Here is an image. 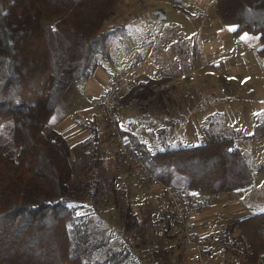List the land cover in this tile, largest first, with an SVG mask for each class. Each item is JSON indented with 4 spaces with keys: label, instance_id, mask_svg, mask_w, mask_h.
<instances>
[{
    "label": "trees",
    "instance_id": "obj_1",
    "mask_svg": "<svg viewBox=\"0 0 264 264\" xmlns=\"http://www.w3.org/2000/svg\"><path fill=\"white\" fill-rule=\"evenodd\" d=\"M119 1L0 0V264H125L127 253L121 256L79 212L84 197L92 205L90 183L74 180L66 139L47 127L66 88L111 62L108 42L117 28L106 30L104 22ZM215 12L234 25V35H257L264 57V0H215ZM158 84L138 82L121 98L141 87L136 98L148 97ZM122 133L152 175L173 189L225 193L254 182L232 137L152 151L129 130ZM119 215L124 232L139 231L130 207ZM235 228L246 263L257 264L264 211L232 220L227 231ZM102 250L105 257L96 258Z\"/></svg>",
    "mask_w": 264,
    "mask_h": 264
},
{
    "label": "crops",
    "instance_id": "obj_2",
    "mask_svg": "<svg viewBox=\"0 0 264 264\" xmlns=\"http://www.w3.org/2000/svg\"><path fill=\"white\" fill-rule=\"evenodd\" d=\"M142 1L144 0H136L134 10L127 8V10L117 12L116 7L114 15L105 21L107 24L104 27L108 30L113 26L130 22L127 19V15L130 14L131 21L136 22L135 52L129 56H112L110 63L99 64L88 77L70 84L47 121L48 128L56 130L66 139L70 155L82 158L91 155L90 161L101 165L107 172L105 174H110L111 177L126 167L120 166L121 162L112 157L114 155L113 145L100 124L95 102L109 79L125 67L136 65L141 68L144 75L138 82L159 81L152 95L136 98V95L140 94L143 89L142 87L139 90L135 88L129 96L120 99L121 104L116 110L122 128L137 135L149 148L151 145H162V143L196 145L195 143H200L203 138L206 139L207 133L212 130L215 131L223 126L231 128L230 124L218 125L217 119L210 118L208 114L210 108L204 104L205 95L213 96L216 92L218 95L220 93L215 88L205 89L210 81L204 79L199 85L190 82L189 77L206 67L211 61L216 65L229 60V55L234 48L217 36L211 37L215 27L202 14L197 26V34H204L201 41H198L201 60L200 55L193 51L187 34L183 35L186 33L185 26L179 23L169 27L158 24L157 20L166 18L164 9L157 7L148 10ZM190 7L194 8V4L192 3ZM176 11L178 12L177 9ZM165 31H167L166 35ZM216 35H219V32ZM233 53L237 54V51ZM189 56L193 61V67L188 65ZM239 58L246 61L245 56L241 54ZM233 69L234 75L243 74L236 66ZM248 83L249 81L240 79L234 83V88L240 91L242 84L248 85ZM218 90L233 91V88L230 84L221 85L219 82ZM217 132L211 134L216 136ZM92 137H95L93 141L90 140ZM130 173L132 174L131 171ZM119 177V174L115 175L117 184L124 182L123 180L120 182ZM134 187L136 188V185ZM248 188L244 193H237L238 190L220 192V197L211 201L205 210L193 220L197 242L203 251L212 255L215 264H247L244 259L243 242L235 239L239 230L235 228L228 232L227 228L232 220L253 214L248 204ZM151 189L155 195L151 196L155 201L157 199L158 214H155L156 210L148 214L140 209L146 200L149 206L152 205L149 201L151 196L143 193L145 196L136 198L133 192H130L129 207L132 213L137 215L140 225L143 223L158 229V226L161 227L168 222L170 226L167 231L158 232L157 237L153 233L156 239L149 238L148 248L136 243V250L140 251L139 255L136 252L138 256L136 264H192V248L183 242L181 234L177 233L176 227L167 217L161 220L159 213L161 212V192L156 187ZM85 217L98 235L103 236L108 233L105 224L110 225L109 212L98 215L92 211ZM112 231L117 233L114 228ZM103 253L104 250L96 255V258L103 259L105 257ZM257 264H264V252L259 255Z\"/></svg>",
    "mask_w": 264,
    "mask_h": 264
},
{
    "label": "rangeland",
    "instance_id": "obj_3",
    "mask_svg": "<svg viewBox=\"0 0 264 264\" xmlns=\"http://www.w3.org/2000/svg\"><path fill=\"white\" fill-rule=\"evenodd\" d=\"M142 2L148 10L156 9L157 7L164 9V16L166 18L160 21L157 20L158 24L169 27L170 25L174 26L176 23H179L185 26L186 33L183 35L187 34V38L193 46L191 48L200 55L201 60L200 44H198V41H201L204 34H197V26L202 14L215 27L213 33H211V37L217 36L221 40H224L230 47L234 48L231 55H229V60L216 65L212 61L209 62L206 67L192 74L189 77V81L200 85L202 80L204 81L206 79L210 82H208L205 89L215 88L220 93L218 95L216 92L213 96H210V94L205 95L204 104L210 108V112H208L210 118L217 119L218 125L230 124L231 128L223 126L207 134L210 136L212 135L211 133L218 131L215 134L218 138L224 136L233 138L235 146L243 153L247 164L253 169L254 173V182L248 188V204L250 210L252 213L264 211V57L257 52L261 47L258 36L246 32H242L237 36L234 35V25L222 22L217 16L214 0H144ZM192 3L194 4V8L190 7ZM116 7L118 8L117 12L119 10H127V8L134 10L136 8V0H120ZM127 19L130 22L113 26L117 29L108 42V51L111 57L129 56L132 52H135L136 22L131 21L132 16L130 14L127 15ZM106 24L104 22V26ZM217 32H219V35H216ZM166 33L167 31L164 34L166 35ZM235 51H237V54L233 53ZM240 54L245 56L246 61L239 58ZM188 65L189 67H193V61L190 56L188 58ZM234 66L239 68L243 74L234 75ZM219 78H221V81H219ZM240 79L249 81V83L248 85L242 84L241 90L239 91L234 88V83ZM219 82L221 85L230 84L233 91H219ZM203 141H205L204 138L200 143ZM178 145L162 143V145H151L150 149L155 151L176 147ZM181 145L189 144L184 143ZM90 156L88 155L87 159L81 156L76 157L75 155H70L74 170V180L76 182L87 181L90 183L88 189H94L92 190V196L89 198L92 205L84 197L79 201L80 205H82L79 212L85 215H89L92 211L98 215L109 212L110 225L105 224V226L108 229L106 235H108L112 247L120 249L121 256L123 253H127V256L123 258L125 264H136V258L138 257L136 256V252L138 255L140 254V251L136 250V243H139L141 247L147 246L148 248L150 245L149 238L153 237L156 239L157 233L163 231L161 227L164 226H158L157 229L155 227L152 228V225L142 223L140 228H138L139 231H136L135 227L131 233H126L121 228L119 212L122 208L129 207L130 192H133L136 198L144 194H148L146 196L149 197L151 195L155 196L151 189L153 186L148 179L140 175L137 177L133 173L131 174L127 168L120 169L117 173L120 175V182L122 180L124 181L121 184H117V178H115L117 174L114 177H111L110 174H105L107 172L101 165H96L95 162L92 163L90 161ZM115 156L114 151L112 157L117 161L118 158ZM120 166L124 165L120 164ZM116 168L119 170L118 166ZM135 185L136 188L134 187ZM131 189H136V191H132ZM245 191L246 189H241L237 193H244ZM149 201L153 207L149 206L146 200V203L144 202L140 206V209L143 213L148 214L156 210L155 214L157 215V210H159L157 199L155 201L151 196ZM159 213L163 215L161 212ZM111 225L114 226L113 228L117 231V235L113 233ZM167 225L170 226L169 224H165L166 227ZM148 258L150 259V257Z\"/></svg>",
    "mask_w": 264,
    "mask_h": 264
},
{
    "label": "built area",
    "instance_id": "obj_4",
    "mask_svg": "<svg viewBox=\"0 0 264 264\" xmlns=\"http://www.w3.org/2000/svg\"><path fill=\"white\" fill-rule=\"evenodd\" d=\"M144 72L140 67L128 66L113 75L104 87L95 104L98 109L100 124L113 145L118 160L135 176L147 178L152 186L161 192L160 211L167 214L172 225L181 231L183 242L192 248V264H215L210 253L203 251L193 230L194 218L207 205L220 197L219 191L196 193L192 190L173 189L154 177L139 156L133 153L132 144L122 133V126L116 114L118 100Z\"/></svg>",
    "mask_w": 264,
    "mask_h": 264
}]
</instances>
